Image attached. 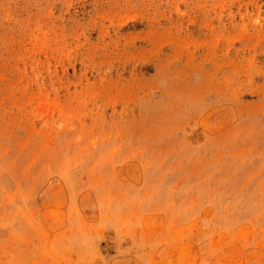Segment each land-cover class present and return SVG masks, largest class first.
I'll return each instance as SVG.
<instances>
[{"label":"rangeland","instance_id":"374dc122","mask_svg":"<svg viewBox=\"0 0 264 264\" xmlns=\"http://www.w3.org/2000/svg\"><path fill=\"white\" fill-rule=\"evenodd\" d=\"M0 264H264V0H0Z\"/></svg>","mask_w":264,"mask_h":264}]
</instances>
